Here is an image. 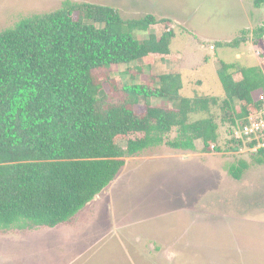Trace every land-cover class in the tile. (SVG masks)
I'll list each match as a JSON object with an SVG mask.
<instances>
[{
    "label": "trees",
    "instance_id": "trees-1",
    "mask_svg": "<svg viewBox=\"0 0 264 264\" xmlns=\"http://www.w3.org/2000/svg\"><path fill=\"white\" fill-rule=\"evenodd\" d=\"M254 3L264 6V0ZM168 21L151 13L124 18L113 6L68 0L0 31V230L68 222L116 179L127 157L160 145L195 151L198 140L206 149L220 139L214 106L233 125L260 108L264 66L222 60V101L183 96L180 72L123 83L122 97H111L107 70L180 57L170 49L176 32ZM152 27L165 30L138 37ZM248 33L245 28L231 41L217 40L216 47L239 48ZM253 35L264 57V24ZM197 113L207 116L191 120ZM250 156L229 173L240 178L264 164V149Z\"/></svg>",
    "mask_w": 264,
    "mask_h": 264
},
{
    "label": "rangeland",
    "instance_id": "rangeland-1",
    "mask_svg": "<svg viewBox=\"0 0 264 264\" xmlns=\"http://www.w3.org/2000/svg\"><path fill=\"white\" fill-rule=\"evenodd\" d=\"M65 1L0 0V31ZM69 1L113 6L124 18L151 13L167 18L176 32L170 49L179 58L107 70L111 97H122L123 83H150L152 75L180 72L183 96L222 101L221 60L264 66L253 35L264 24V6L256 7L254 0ZM245 28L248 40L239 48L216 47L217 40L231 41ZM164 30L152 27L138 37ZM151 102L172 105L166 99ZM137 108L143 110V104ZM212 115L220 134L213 144L221 151L213 144L205 149L198 140L195 151L160 145L127 157L116 179L70 221L54 228L0 230V264H264V164L251 166L240 178L231 175L232 165L251 160L250 151L231 141L237 125L220 105ZM205 116L192 114L191 120Z\"/></svg>",
    "mask_w": 264,
    "mask_h": 264
},
{
    "label": "built area",
    "instance_id": "built-area-1",
    "mask_svg": "<svg viewBox=\"0 0 264 264\" xmlns=\"http://www.w3.org/2000/svg\"><path fill=\"white\" fill-rule=\"evenodd\" d=\"M214 48V46H211ZM260 108L249 112L242 123L233 126L230 138L241 140L244 148L250 152L264 149V92L259 95ZM216 147L215 144L212 145Z\"/></svg>",
    "mask_w": 264,
    "mask_h": 264
},
{
    "label": "crops",
    "instance_id": "crops-1",
    "mask_svg": "<svg viewBox=\"0 0 264 264\" xmlns=\"http://www.w3.org/2000/svg\"><path fill=\"white\" fill-rule=\"evenodd\" d=\"M211 46H212V45H211ZM211 46H210V47H211ZM211 50H212V49H211ZM212 51H213V50H212Z\"/></svg>",
    "mask_w": 264,
    "mask_h": 264
}]
</instances>
